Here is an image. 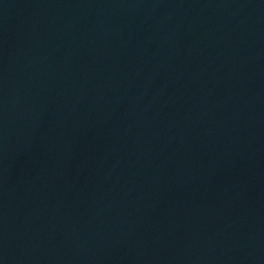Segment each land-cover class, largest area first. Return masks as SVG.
I'll use <instances>...</instances> for the list:
<instances>
[{
    "label": "water",
    "instance_id": "1",
    "mask_svg": "<svg viewBox=\"0 0 264 264\" xmlns=\"http://www.w3.org/2000/svg\"><path fill=\"white\" fill-rule=\"evenodd\" d=\"M0 264H264V0H0Z\"/></svg>",
    "mask_w": 264,
    "mask_h": 264
}]
</instances>
